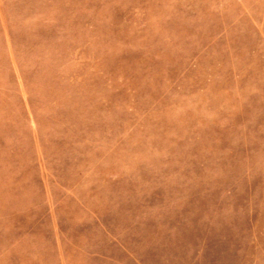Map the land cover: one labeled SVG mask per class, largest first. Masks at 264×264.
Instances as JSON below:
<instances>
[{
  "label": "rangeland",
  "instance_id": "obj_1",
  "mask_svg": "<svg viewBox=\"0 0 264 264\" xmlns=\"http://www.w3.org/2000/svg\"><path fill=\"white\" fill-rule=\"evenodd\" d=\"M0 264H264V0H0Z\"/></svg>",
  "mask_w": 264,
  "mask_h": 264
}]
</instances>
